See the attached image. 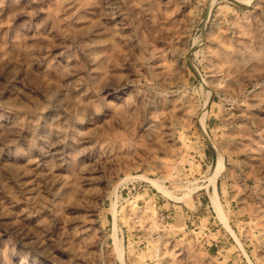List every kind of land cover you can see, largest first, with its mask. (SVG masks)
Masks as SVG:
<instances>
[{
	"label": "rangeland",
	"instance_id": "obj_1",
	"mask_svg": "<svg viewBox=\"0 0 264 264\" xmlns=\"http://www.w3.org/2000/svg\"><path fill=\"white\" fill-rule=\"evenodd\" d=\"M0 264H264V0H0Z\"/></svg>",
	"mask_w": 264,
	"mask_h": 264
},
{
	"label": "bare ground",
	"instance_id": "obj_2",
	"mask_svg": "<svg viewBox=\"0 0 264 264\" xmlns=\"http://www.w3.org/2000/svg\"><path fill=\"white\" fill-rule=\"evenodd\" d=\"M223 161L222 159H219L218 161V170L222 168Z\"/></svg>",
	"mask_w": 264,
	"mask_h": 264
}]
</instances>
